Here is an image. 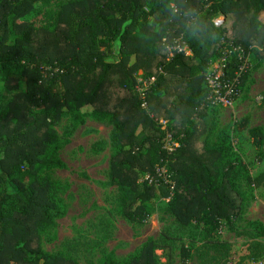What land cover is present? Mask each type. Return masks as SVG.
Wrapping results in <instances>:
<instances>
[{"label": "trees", "instance_id": "1", "mask_svg": "<svg viewBox=\"0 0 264 264\" xmlns=\"http://www.w3.org/2000/svg\"><path fill=\"white\" fill-rule=\"evenodd\" d=\"M227 43L264 58V0H0V82L12 95L0 107V264H160L161 238L128 262L102 244L113 236L111 217L144 222L164 198L182 227L206 233L199 256L208 264L224 259L228 251L213 232L247 210L253 195L243 182L264 183V172L250 174L233 144L247 120L234 137L230 128L216 136V125H208L205 73ZM177 45L190 53L168 49ZM239 67L230 59L226 78ZM140 70L155 78L143 91ZM88 117L112 125L108 175L117 203L97 223V241L74 238L49 252L43 235L66 215L68 190L51 173L66 166L60 150ZM62 118L68 127L60 136ZM254 132L264 141L263 130ZM169 135L178 144L173 151L165 147ZM163 167L169 181L157 175ZM147 175L158 180L149 183ZM238 234L264 238V224L248 222ZM255 241L261 256L264 244ZM183 252L187 263L191 254Z\"/></svg>", "mask_w": 264, "mask_h": 264}, {"label": "rangeland", "instance_id": "2", "mask_svg": "<svg viewBox=\"0 0 264 264\" xmlns=\"http://www.w3.org/2000/svg\"><path fill=\"white\" fill-rule=\"evenodd\" d=\"M40 9L45 11L49 7L41 6ZM223 18L221 15L216 21L221 22ZM249 70L245 86L233 106L213 105L207 121L208 125H216V136L220 129L230 128L234 137L237 123L247 120V129L239 134V145L236 141L233 144L248 172L255 176L264 172V141L254 134L256 129L264 131V58L254 51L251 52ZM136 76L138 80L142 79L143 72L140 70ZM11 97V93L0 82V107H4ZM90 110L91 107L86 106L83 111ZM67 127L65 118L55 123L60 136L67 134ZM111 130L112 125L107 121L88 117L73 129L69 140L60 150L61 160L66 166L55 168L51 175L68 183V190L63 195L67 213L57 220L49 233L43 235L45 250L59 251L65 241L74 238L87 237L96 241L100 238L102 231L96 225L101 217L108 215L114 202L117 203L118 196V186L110 183L108 175L112 154ZM242 188L248 197L250 193L253 195L247 210L233 224L223 225L212 235L223 243V250L228 251L224 259L219 257L221 261L218 264H264V247L262 255L258 256L253 247L255 240L238 234L248 222L261 221L264 224V183L257 187L247 186L243 182ZM168 200L164 198L157 202L151 216L144 222H129L119 214L111 217L113 236L102 244L103 247L113 252L119 261L128 262L141 252L149 239L161 238L165 248L157 250L160 264H208L204 257L199 256L201 252L198 249L204 243L206 233L201 228L182 227L170 211ZM256 241L264 244L263 237ZM184 248L191 254L187 263L183 261Z\"/></svg>", "mask_w": 264, "mask_h": 264}, {"label": "built area", "instance_id": "3", "mask_svg": "<svg viewBox=\"0 0 264 264\" xmlns=\"http://www.w3.org/2000/svg\"><path fill=\"white\" fill-rule=\"evenodd\" d=\"M216 23H220V21H216ZM178 49L179 51H185L187 54L190 53L187 47L177 46H168V49L172 51V49ZM240 62L239 70L236 72V75L233 78H226L225 71L228 66V62L230 59L235 57ZM250 57L251 53H246L245 50L240 45H233L227 43L224 46V50L222 54L218 56L217 59L211 62L209 68L207 69L206 83L210 89L209 99L211 105H224V106H233L236 97L241 93L239 86L241 84L242 76L247 72L250 68ZM155 81L154 77L144 78L138 80V89L143 91L147 89L153 82ZM146 102L143 103V106H146ZM178 144L173 140L171 135L168 136L166 148L169 151H173ZM157 175L159 177L164 178L166 181L168 179V171L165 167L157 169ZM158 177L147 175L145 179L149 183H153L157 181Z\"/></svg>", "mask_w": 264, "mask_h": 264}]
</instances>
